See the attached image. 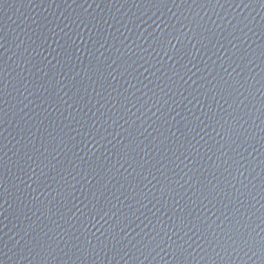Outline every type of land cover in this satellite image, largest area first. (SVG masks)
I'll use <instances>...</instances> for the list:
<instances>
[{
  "label": "water",
  "instance_id": "95a60500",
  "mask_svg": "<svg viewBox=\"0 0 264 264\" xmlns=\"http://www.w3.org/2000/svg\"><path fill=\"white\" fill-rule=\"evenodd\" d=\"M0 264H264V0H0Z\"/></svg>",
  "mask_w": 264,
  "mask_h": 264
}]
</instances>
